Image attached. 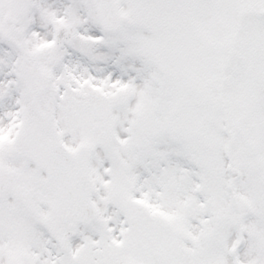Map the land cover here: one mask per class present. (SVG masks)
Returning a JSON list of instances; mask_svg holds the SVG:
<instances>
[{
  "label": "snow or ice",
  "instance_id": "obj_1",
  "mask_svg": "<svg viewBox=\"0 0 264 264\" xmlns=\"http://www.w3.org/2000/svg\"><path fill=\"white\" fill-rule=\"evenodd\" d=\"M0 264H264V0H0Z\"/></svg>",
  "mask_w": 264,
  "mask_h": 264
}]
</instances>
